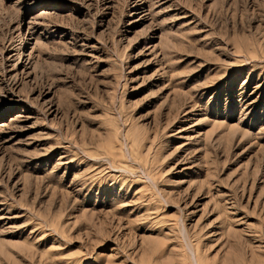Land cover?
Segmentation results:
<instances>
[{"label": "rangeland", "instance_id": "rangeland-1", "mask_svg": "<svg viewBox=\"0 0 264 264\" xmlns=\"http://www.w3.org/2000/svg\"><path fill=\"white\" fill-rule=\"evenodd\" d=\"M193 253L264 264V0H0V264Z\"/></svg>", "mask_w": 264, "mask_h": 264}, {"label": "bare ground", "instance_id": "bare-ground-1", "mask_svg": "<svg viewBox=\"0 0 264 264\" xmlns=\"http://www.w3.org/2000/svg\"><path fill=\"white\" fill-rule=\"evenodd\" d=\"M184 242V241H183ZM187 245V244H186ZM186 249H187V246H186ZM190 251V250H189ZM193 262L194 264H199V262H197V257L194 255L193 253Z\"/></svg>", "mask_w": 264, "mask_h": 264}]
</instances>
